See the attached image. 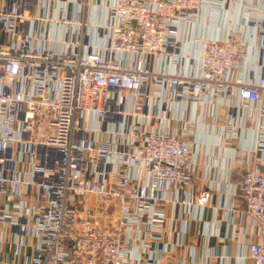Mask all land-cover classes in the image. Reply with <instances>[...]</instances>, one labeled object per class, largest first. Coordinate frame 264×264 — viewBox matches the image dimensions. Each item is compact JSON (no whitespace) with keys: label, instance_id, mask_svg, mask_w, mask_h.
I'll return each instance as SVG.
<instances>
[{"label":"built area","instance_id":"2783aa9c","mask_svg":"<svg viewBox=\"0 0 264 264\" xmlns=\"http://www.w3.org/2000/svg\"><path fill=\"white\" fill-rule=\"evenodd\" d=\"M244 2V37L207 38L194 29L214 0H0V264H163L213 194L239 264H264V66L239 75L264 0ZM223 105L253 146L230 156L239 181L197 192L186 110ZM221 222L206 236L223 240Z\"/></svg>","mask_w":264,"mask_h":264},{"label":"crops","instance_id":"0c3cea01","mask_svg":"<svg viewBox=\"0 0 264 264\" xmlns=\"http://www.w3.org/2000/svg\"><path fill=\"white\" fill-rule=\"evenodd\" d=\"M219 3L221 11L213 14L207 10L203 13L202 23L194 29L198 37L217 38L225 30L239 29L242 36L246 35V23L250 10L244 0H214ZM264 17V15H263ZM185 37V32L182 34ZM264 42L262 34L252 33L248 48L245 50L243 67L239 75L249 74L250 80L255 83L261 75V66H264V53L258 49L259 42ZM184 52L192 51V44L185 42ZM242 112L239 108L229 110L226 105L217 108V118L211 117L200 120L199 113L195 115L194 108H187L186 117L196 118L197 130L194 136L195 145L192 150L191 161L193 169L191 172L192 183L197 192L212 190L215 183L223 181L226 184L237 182L241 179L243 167L234 166L230 161L232 153L246 150L253 146L254 132L238 127ZM228 123L236 125V130H230ZM229 186H222L225 190ZM220 203V196L213 194L209 207L205 210L202 221L197 219L191 222L189 232L184 237L183 246L179 247L176 253L163 259V264H176L181 258L189 259V248L195 247V260L193 264H239L241 257L246 256L245 247L240 245V238L234 242L230 239V229L221 214L215 208ZM200 215L195 211L193 215ZM216 219L221 220L219 224L221 240L218 237H208L205 234L204 222L213 223ZM166 240L173 239L177 222H167L165 225ZM175 234V233H174ZM191 264V263H190Z\"/></svg>","mask_w":264,"mask_h":264}]
</instances>
